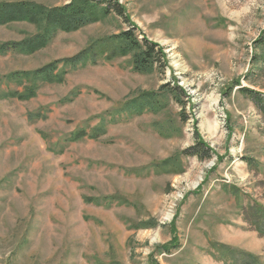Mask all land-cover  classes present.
I'll list each match as a JSON object with an SVG mask.
<instances>
[{"label": "rangeland", "instance_id": "rangeland-1", "mask_svg": "<svg viewBox=\"0 0 264 264\" xmlns=\"http://www.w3.org/2000/svg\"><path fill=\"white\" fill-rule=\"evenodd\" d=\"M116 1L138 36L164 50L163 68L102 59L38 81L30 99L5 94L31 84L11 73L131 28L114 14L58 32L34 53H0V264H239L247 253L264 264L254 222L264 207V115L239 90L264 94V0ZM37 31L0 25V45ZM166 83L189 95L184 107L166 96L155 110L118 112ZM99 125L98 138L69 140ZM198 138L212 158L183 154Z\"/></svg>", "mask_w": 264, "mask_h": 264}, {"label": "trees", "instance_id": "trees-1", "mask_svg": "<svg viewBox=\"0 0 264 264\" xmlns=\"http://www.w3.org/2000/svg\"><path fill=\"white\" fill-rule=\"evenodd\" d=\"M114 14L131 25V28L119 34L95 41L79 53L47 63L46 65L31 71H17L9 77L17 80L26 79L31 82L23 91L6 92L8 96L27 100L35 96L38 81L60 82L64 80V74L68 68H76L88 64H98L100 60H112L116 57L131 56L133 68L140 73H148L156 68L160 69L167 65V55L155 42L143 36L142 39L136 31L140 30L132 23L125 8L116 0H71L62 6L46 7L33 1H1L0 2V25L14 22H28L37 25L38 31L22 41H9L0 45V53L10 50H18L25 54H31L47 46L53 36L58 32H70L89 25L101 17ZM258 58V57H256ZM240 92L252 99L256 108L264 115V94L247 87H241ZM171 96L182 107L186 105L181 96H189L178 85L163 84L157 91H144L135 97L125 101L118 109L120 114L128 113L129 116L140 115L145 110H155L160 106V98ZM183 114V113H182ZM105 132L103 125L88 134L84 129L71 134L69 140L77 141L85 136L98 138ZM212 148L201 138L197 139L196 145L184 150L183 154L197 156L200 159H210L213 154ZM178 159L173 157L162 161L159 167L175 165ZM110 202V201H109ZM257 212V213H256ZM255 212V225L257 230L264 234V207H258ZM227 255L234 254L229 247H223ZM165 249V248H164ZM168 249H166L167 251ZM233 252V253H232ZM234 256V255H233ZM239 264H259L258 257L248 254ZM230 264H238L237 262Z\"/></svg>", "mask_w": 264, "mask_h": 264}]
</instances>
